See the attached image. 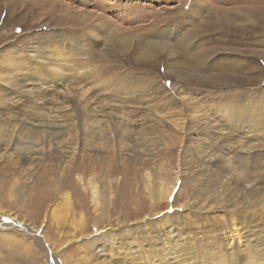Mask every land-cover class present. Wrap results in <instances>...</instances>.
Wrapping results in <instances>:
<instances>
[{
    "label": "rangeland",
    "instance_id": "obj_1",
    "mask_svg": "<svg viewBox=\"0 0 264 264\" xmlns=\"http://www.w3.org/2000/svg\"><path fill=\"white\" fill-rule=\"evenodd\" d=\"M61 58L86 75H57ZM85 79L104 101L89 104L100 107L97 116L70 93L78 82L88 86ZM22 84L21 114L32 111L42 125L31 144L12 126L0 146L1 261L123 264L116 246L140 251L170 222L193 229L202 253L217 252L202 264H228L211 234L224 231L229 214L242 225L244 247L249 230L264 238V0H0L2 97L13 101L10 91ZM54 95L67 110L57 140L46 139L51 123H61L47 118ZM182 98L198 104L193 119L181 116ZM171 99L182 107L162 102ZM224 102L222 113L213 108ZM205 114L227 128L222 138L197 128ZM87 124L106 131L102 142L84 140ZM124 125L147 136L119 139ZM221 139L236 148L219 151ZM11 223L33 229L46 248ZM255 258L264 264V251Z\"/></svg>",
    "mask_w": 264,
    "mask_h": 264
},
{
    "label": "bare ground",
    "instance_id": "obj_2",
    "mask_svg": "<svg viewBox=\"0 0 264 264\" xmlns=\"http://www.w3.org/2000/svg\"><path fill=\"white\" fill-rule=\"evenodd\" d=\"M44 57V56H43ZM42 57V58H43ZM45 58V57H44ZM62 61L60 63V67L58 69V71H55L57 75H64V76H68L67 73H60L59 71L61 70H73V73L77 74V75H86L85 71L84 72H80L79 68H73L74 65H69L68 66V61L65 60V58H61ZM83 59V58H82ZM81 59V60H82ZM71 63V62H70ZM85 63V62H84ZM51 64V63H50ZM88 67V66H87ZM90 67V66H89ZM88 67V68H89ZM61 68V69H60ZM56 69V68H55ZM90 69V68H89ZM93 69V68H92ZM57 70V69H56ZM98 69H93V70H89V72H92L93 75H96L98 73L97 71ZM67 72V71H66ZM77 72V73H76ZM92 75V76H93ZM74 76V75H73ZM59 77V76H58ZM98 77V76H97ZM125 77V76H124ZM65 79L66 81H64L66 84L67 82H69L66 86H70L71 84V81L72 80L68 77H61V79ZM83 78V77H82ZM95 78V77H94ZM57 79V78H56ZM105 79V78H104ZM83 80V79H82ZM86 80L88 79H85V82ZM74 82V81H72ZM78 80L74 83H77ZM83 82V81H82ZM94 82V81H93ZM92 83L91 80H88L87 81V84L88 86H81V83L78 82L77 83V86H75V89L73 90L72 88V92L69 91V89L67 90L68 92H70L71 94L75 91L76 92V97L81 100L80 102L82 103L83 102V106L84 108H87L89 107L92 103V105H100V102L101 103H104V101H98L96 98L97 94L99 92H90L92 90H94V86H90ZM102 83V79L99 80V84ZM93 84V83H92ZM94 85V84H93ZM19 85H13L9 88H15ZM99 86V85H98ZM50 87V86H49ZM23 88V89H22ZM38 88V87H37ZM24 89L25 87H23V84L21 85V87L19 88V93L16 92V91H10V94H11V102H8V99L5 98V97H2L3 96V93H5L2 89H0V108H6L5 106H9L11 107V109L8 110L7 114L4 115L6 116V118H3L0 116V146H2L4 144V138H7L9 136V133L12 131L11 127L14 126V127H17L19 129V132H18V138L19 140L20 139H23V140H26L28 141L30 144H31V141L34 142L35 140V128L37 127H40V124L37 120H34V113H31L27 116V115H24V114H21V111H26V108H27V105L25 104V102H20L22 101L21 99L19 100H15L17 99L19 96H22V94H26V92H24ZM46 89V87H45ZM101 89V88H100ZM103 89V88H102ZM110 89V88H109ZM11 90V89H10ZM17 90V89H16ZM103 91V90H102ZM105 91V90H104ZM13 92V93H12ZM44 92V91H43ZM42 93V91H41ZM59 93H65V92H59ZM73 95V94H72ZM42 96H45L44 94H42ZM50 96V95H49ZM67 96V95H66ZM47 97V96H46ZM44 98L47 100V98ZM52 97V96H51ZM61 97V96H60ZM60 97H54L55 99H48V105L45 104L44 106H49L47 108V112L48 110H53L52 113H55V115H50V116H46L47 118H53L56 122H61L59 124H55L53 125V123H51V129H52V132L50 133L49 137H47L46 139H53V137H55V139L57 140V136H59V138L61 139L60 137V131L64 128L65 126V121L67 120V116L66 114L67 113H64L66 112V108H65V103H62L60 100H62ZM112 97V96H111ZM163 96H161L162 98ZM49 98V97H48ZM30 99V98H29ZM36 99V98H35ZM96 99V100H95ZM139 99V98H138ZM28 100V98H27ZM26 100V101H27ZM43 101V98L41 99ZM123 100V99H122ZM182 102H184L185 105H183V108L180 110L181 112V116H185L183 114L184 110H185V113L187 114V116L191 119H193V114L196 112L197 110V103H194L192 101H188L186 98H182L181 99ZM193 100V98H192ZM196 100V99H195ZM29 101V100H28ZM27 101V102H28ZM35 101V100H34ZM38 101V100H37ZM77 101V100H76ZM165 100H162L163 103H165V105H170L171 103H177L180 107H182V102H179L177 101L176 99H171L169 101H165ZM150 102V101H149ZM98 103V104H96ZM107 103V102H106ZM140 103V102H139ZM151 103V102H150ZM28 104V103H27ZM38 104V103H37ZM44 104V103H43ZM42 104V105H43ZM113 104V103H112ZM197 104V105H196ZM41 105V106H42ZM107 106H110V108H113V107H120L121 106H112L110 104H106ZM153 105V104H152ZM224 105H225V102L220 104L219 106H216V107H213V108H216V110L218 109L219 110V113H222L223 111V108H224ZM151 106V105H150ZM43 107V106H42ZM139 106H137V108H134V113L133 114H130V112L127 111L128 114L130 115H134L136 110L137 109H141V108H138ZM175 107V106H174ZM91 109V106L89 107ZM109 108V109H110ZM150 108V107H149ZM35 109V108H33ZM98 109L100 110V107H94L93 109H91L90 111L92 112H99ZM167 109V108H166ZM212 109V108H210ZM113 110V109H112ZM174 110V109H173ZM30 111V110H29ZM45 111V110H44ZM87 111V110H86ZM106 111V110H105ZM229 112V110L227 109L226 112ZM38 112V111H37ZM215 113H217V111H214ZM46 113V112H45ZM94 113V114H95ZM127 113L124 112V114H122V116H126L128 117L127 121H131L130 123L128 124H132L134 120H131L132 117L130 115H128ZM218 113V114H219ZM28 114V113H27ZM37 114V113H36ZM40 114V113H38ZM101 114V113H100ZM99 114V115H100ZM111 113L107 114V115H110ZM148 114V113H147ZM106 115V116H107ZM112 115V114H111ZM25 116H27V118H25ZM37 116V115H36ZM35 116V117H36ZM93 116V115H92ZM96 116H97V113H96ZM211 115L209 114H205L202 119H201V124L197 123L198 124V129L201 130L202 132L203 131H207V132H210V134L212 135V137L216 136L217 139H220L222 138V136L225 134V127L221 128V126L219 125H214V123L217 121L216 119L218 117H215L213 116L212 118L210 117ZM219 116V115H218ZM69 117V116H68ZM208 117H209V120H208ZM105 118V117H104ZM107 118V117H106ZM111 118V117H110ZM195 118V117H194ZM197 118V117H196ZM2 119V120H1ZM25 119V120H24ZM120 119V118H119ZM124 119V118H123ZM185 119V118H184ZM190 119V120H191ZM211 119V120H210ZM46 120V119H45ZM96 120V119H95ZM51 122H53L52 120H50ZM48 119L46 120V122H50ZM213 122L210 124V122ZM37 122V123H35ZM96 122V121H95ZM199 122V121H198ZM63 124V125H62ZM135 124V123H134ZM196 124V125H197ZM38 125V126H37ZM44 125V124H43ZM88 125V128L86 126L83 127V136H84V140L87 141L90 137H94L97 141H100L102 142L103 138L105 137V132L106 131H103V130H100V131H96V130H92V129H89V124ZM99 125V124H98ZM229 126V124H227ZM54 126V128H52ZM95 126V125H94ZM117 126V125H116ZM138 126V125H137ZM114 127V126H113ZM112 127V128H113ZM210 127H213L212 131H209V128ZM116 128V127H115ZM117 129V128H116ZM98 130V129H97ZM114 131V130H113ZM119 131V139H124L125 136L128 135V133H133L135 131H140V138L137 139V140H142L143 137L147 136L146 135V129L141 127L139 129H137V127L134 129L133 126L130 127V125L126 126L124 125L123 127L121 126L120 129L118 130ZM196 131H198L196 129ZM117 132V131H116ZM52 133H54L53 135H51ZM109 133V132H108ZM118 133V132H117ZM41 134V133H40ZM113 134V133H112ZM152 134V133H151ZM38 137V136H37ZM41 137V136H40ZM39 137V139H40ZM130 138H134L133 136H129ZM228 138V140H231L230 137H226ZM135 140V138H134ZM38 141V140H37ZM6 145H7V142H5ZM236 143V142H235ZM101 144V143H100ZM5 145V146H6ZM236 145V144H235ZM226 147H230V148H236L233 144H230L229 142L226 143L224 139H221V145L219 147V151L223 152ZM5 148V147H4ZM17 151H19V148L16 147ZM224 155V154H223ZM240 159H243L242 157ZM224 162H229L227 160V158H223ZM229 164V163H228ZM247 165V164H246ZM249 167V166H248ZM246 169V168H245ZM244 170V169H243ZM244 172V171H243ZM242 172V173H243ZM239 176V175H238ZM238 178V177H237ZM52 212L54 213L55 212V209L52 210ZM227 220L228 221H225V226L223 227L224 231L221 232V233H213L211 234V237L212 239L216 240V242H220L221 244V247L223 248V250L225 251L226 253V256H227V263L228 264H236V260H240L241 258V264H249V263H245L247 262L250 258H252L251 262L252 264H260V262L257 263V258H255V256H257V254H261L263 251H264V238H261V237H257V231L255 229H252V230H249V232H252L251 236L252 238L250 239L248 245L246 247L243 246L242 244V239L239 237V235H241V228H242V225L238 222V219L232 215V214H229L228 217H227ZM167 222H169L168 220H166ZM21 223V222H20ZM229 223V224H228ZM171 225V226H170ZM11 227H13L15 230H18L19 232H22L24 234H26V237L28 239H30L31 237H34L36 236L35 238V243L40 246H43L41 245V242H44L45 244V241H43V239H41L39 236V234L37 232L35 233H31L33 232L30 228V230H24L23 228L21 229L22 225L19 224L18 226L11 223L10 225H8ZM183 224H181V229L180 231H178L177 229L175 230V227L173 225V223L171 224L169 222V227H167L166 229H164L162 232V236L161 235H157L155 236V240L157 241L156 243L154 242L153 240V245H146V244H142L140 245V251H138L139 249H126L124 245H121V246H116L113 250H114V255H117V252H120V255H124L122 257L123 259V264H202V262H204V260H207V259H210V260H214L213 259V255L216 254L217 252H208V250H205L203 253L201 250H199V247L197 244V238L194 236L195 233H193V229H191V232L189 231V229H186V228H183ZM188 226V225H187ZM254 227V226H253ZM244 228V227H243ZM222 229V230H223ZM257 229V228H256ZM35 230V229H34ZM245 230V229H244ZM204 234H206L205 231H203ZM210 233V232H209ZM244 233V232H243ZM208 234V233H207ZM264 234V233H263ZM168 235V236H167ZM154 236V235H153ZM200 236V235H198ZM210 236V235H208ZM260 236V235H259ZM171 237L173 239H171ZM201 237V236H200ZM43 238V237H42ZM196 238V239H195ZM199 239V238H198ZM201 241L203 240V243L204 241L208 242V237H202L200 238ZM235 240L236 242V248H234V244L231 242V240ZM167 241L169 243H167ZM210 241V240H209ZM205 242V243H206ZM215 242V244H216ZM201 243V242H200ZM207 244V243H206ZM210 244V243H209ZM46 245H49L47 244L46 242ZM45 247V246H43ZM46 248V247H45ZM53 252V256H56V251H52ZM159 253H160V256H159ZM220 253V252H219ZM235 261V262H233ZM12 262H14L13 264H22L21 262L17 261L16 259H13L11 261H5V260H0V264H12ZM219 262H222L224 263V257L223 255L221 254V259L219 260ZM205 264V263H204ZM211 264H218L217 261H214L212 262Z\"/></svg>",
    "mask_w": 264,
    "mask_h": 264
}]
</instances>
